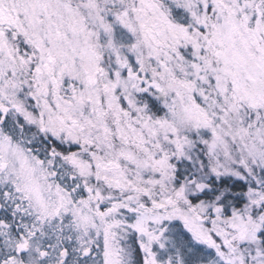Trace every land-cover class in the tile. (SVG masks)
Wrapping results in <instances>:
<instances>
[{"label": "snow or ice", "instance_id": "snow-or-ice-1", "mask_svg": "<svg viewBox=\"0 0 264 264\" xmlns=\"http://www.w3.org/2000/svg\"><path fill=\"white\" fill-rule=\"evenodd\" d=\"M0 264H264V0H0Z\"/></svg>", "mask_w": 264, "mask_h": 264}]
</instances>
